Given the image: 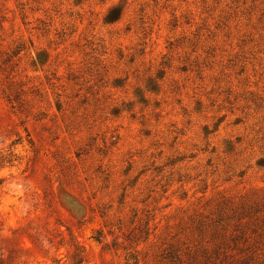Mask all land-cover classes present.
<instances>
[{
  "label": "rangeland",
  "instance_id": "rangeland-1",
  "mask_svg": "<svg viewBox=\"0 0 264 264\" xmlns=\"http://www.w3.org/2000/svg\"><path fill=\"white\" fill-rule=\"evenodd\" d=\"M18 138L0 264H259L264 0H0Z\"/></svg>",
  "mask_w": 264,
  "mask_h": 264
},
{
  "label": "trees",
  "instance_id": "trees-1",
  "mask_svg": "<svg viewBox=\"0 0 264 264\" xmlns=\"http://www.w3.org/2000/svg\"><path fill=\"white\" fill-rule=\"evenodd\" d=\"M3 97L7 100L8 103H12L11 102V99L9 98V94L3 92ZM18 144H21L19 142V138L17 140H14L13 142H11V144L9 145L8 148L6 149H0V171L1 170H10V169H13V168H18L22 161L24 160L22 158L21 155H19L17 152H16V146ZM34 151H32L33 153ZM31 159H28L25 163V170L28 169V164L30 162ZM24 172V171H23ZM4 179L3 178H0V187L3 183ZM260 207L263 208V216H264V203L263 205H261ZM260 212V208H257L255 210H253V212H248L246 213L247 215H255L256 213H259ZM244 213V212H243ZM252 230L253 232H257L258 230H263L264 231V224L262 226H255V227H252ZM233 234H232V241L239 235V236H246V232L244 230H242L241 228L238 229H235L233 230ZM257 236L259 237V234L257 233ZM96 241L99 242V238L96 239ZM238 244L236 243H233L232 244V248H230L231 251L235 250L234 248L237 247ZM238 251L241 252V250L238 249ZM225 255V254H223ZM223 263L224 264H257V261H255V258H250V257H246V258H235L233 256H225L223 258ZM261 261V262H260ZM259 264H264V258H260L259 259ZM138 261L137 259L135 260V263L134 264H137ZM55 264H58V262H56ZM192 264V262H191ZM207 264V262H206ZM212 264H214V260H212Z\"/></svg>",
  "mask_w": 264,
  "mask_h": 264
}]
</instances>
